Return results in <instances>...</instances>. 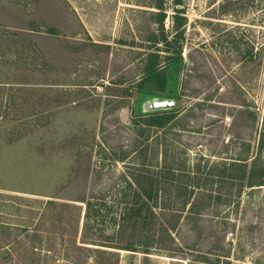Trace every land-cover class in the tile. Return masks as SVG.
Returning <instances> with one entry per match:
<instances>
[{"label": "rangeland", "instance_id": "obj_1", "mask_svg": "<svg viewBox=\"0 0 264 264\" xmlns=\"http://www.w3.org/2000/svg\"><path fill=\"white\" fill-rule=\"evenodd\" d=\"M157 101L174 122L137 127ZM263 139L264 0H0V264H264V187L125 222L143 150L204 175Z\"/></svg>", "mask_w": 264, "mask_h": 264}, {"label": "trees", "instance_id": "obj_2", "mask_svg": "<svg viewBox=\"0 0 264 264\" xmlns=\"http://www.w3.org/2000/svg\"><path fill=\"white\" fill-rule=\"evenodd\" d=\"M176 13L175 21L178 25L177 27L181 28L185 23V19L179 16L180 11H176ZM180 37L183 38L181 35ZM165 99L173 100L170 95L165 97ZM175 112L174 110L152 111L151 115L146 117V121L143 123L138 121L135 125L149 130L152 128L164 130L176 119ZM263 144L264 139L261 140V145ZM147 155L148 148L140 153L142 168H140L136 175H133L134 186L133 184L130 186L133 192L131 195L133 201L127 205L128 210L125 222L133 233H138L139 231L141 234V232L156 229L155 226H161L159 223L156 224L158 218L154 213V208L156 209L158 206L157 203L160 194L166 190L167 192L165 193L167 195H170L171 190L182 194L185 208L193 198L195 190H203V188L208 186L209 182H214L213 180H217L218 183L224 184L225 186L228 185L230 186L229 188L238 187L239 194L243 189L264 187V161L260 155L251 164H248V160L233 159L234 162H225L226 164L224 163L221 167L214 168L204 175L199 170L196 172L179 171L176 169V165H172L171 167L164 165L165 167L162 166V169L158 172H151L147 164ZM93 209V204L88 202L87 218H92L91 212ZM125 250L137 252L131 247ZM143 253L146 255L149 254L148 248Z\"/></svg>", "mask_w": 264, "mask_h": 264}, {"label": "water", "instance_id": "obj_3", "mask_svg": "<svg viewBox=\"0 0 264 264\" xmlns=\"http://www.w3.org/2000/svg\"><path fill=\"white\" fill-rule=\"evenodd\" d=\"M175 108V103L173 101H157L150 105L151 111H165L172 110Z\"/></svg>", "mask_w": 264, "mask_h": 264}]
</instances>
